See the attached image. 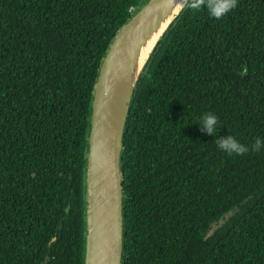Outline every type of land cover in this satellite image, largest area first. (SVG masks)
<instances>
[{"label":"trees","instance_id":"trees-1","mask_svg":"<svg viewBox=\"0 0 264 264\" xmlns=\"http://www.w3.org/2000/svg\"><path fill=\"white\" fill-rule=\"evenodd\" d=\"M142 2L0 0V264H83L93 87ZM227 135L264 137V0L185 7L152 52L124 136L123 264H264V149L230 155Z\"/></svg>","mask_w":264,"mask_h":264},{"label":"water","instance_id":"water-1","mask_svg":"<svg viewBox=\"0 0 264 264\" xmlns=\"http://www.w3.org/2000/svg\"><path fill=\"white\" fill-rule=\"evenodd\" d=\"M185 7V0H143L100 63L85 151L83 264L124 262L122 153L130 108L152 52Z\"/></svg>","mask_w":264,"mask_h":264},{"label":"clouds","instance_id":"clouds-1","mask_svg":"<svg viewBox=\"0 0 264 264\" xmlns=\"http://www.w3.org/2000/svg\"><path fill=\"white\" fill-rule=\"evenodd\" d=\"M237 4L238 0H185V6L187 8L192 10L206 9L209 16L215 19H220L226 15ZM218 123L219 117L212 112H208L202 117L199 125L204 132L213 136ZM217 147L230 155H243L250 150L259 152L264 149V137H257L250 149L247 145L240 143L234 136L227 135L217 141Z\"/></svg>","mask_w":264,"mask_h":264},{"label":"rangeland","instance_id":"rangeland-1","mask_svg":"<svg viewBox=\"0 0 264 264\" xmlns=\"http://www.w3.org/2000/svg\"><path fill=\"white\" fill-rule=\"evenodd\" d=\"M230 214H231V213L226 214V215L222 218V221H224V220H225ZM216 225H217V224H215V225L213 226V228H215Z\"/></svg>","mask_w":264,"mask_h":264},{"label":"built area","instance_id":"built-area-1","mask_svg":"<svg viewBox=\"0 0 264 264\" xmlns=\"http://www.w3.org/2000/svg\"><path fill=\"white\" fill-rule=\"evenodd\" d=\"M130 11L132 12L133 10L131 9Z\"/></svg>","mask_w":264,"mask_h":264}]
</instances>
